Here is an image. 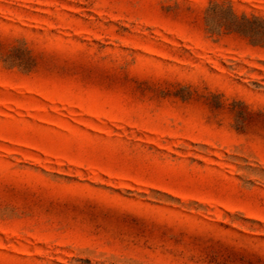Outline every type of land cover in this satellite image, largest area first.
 <instances>
[{
  "label": "rangeland",
  "instance_id": "rangeland-1",
  "mask_svg": "<svg viewBox=\"0 0 264 264\" xmlns=\"http://www.w3.org/2000/svg\"><path fill=\"white\" fill-rule=\"evenodd\" d=\"M264 0H0V264H264Z\"/></svg>",
  "mask_w": 264,
  "mask_h": 264
},
{
  "label": "trees",
  "instance_id": "trees-1",
  "mask_svg": "<svg viewBox=\"0 0 264 264\" xmlns=\"http://www.w3.org/2000/svg\"><path fill=\"white\" fill-rule=\"evenodd\" d=\"M242 20L244 21V24L236 25V30L252 37L264 36V21L256 17L253 18V20H250L246 16H243Z\"/></svg>",
  "mask_w": 264,
  "mask_h": 264
}]
</instances>
